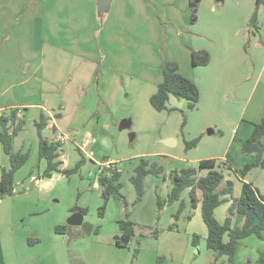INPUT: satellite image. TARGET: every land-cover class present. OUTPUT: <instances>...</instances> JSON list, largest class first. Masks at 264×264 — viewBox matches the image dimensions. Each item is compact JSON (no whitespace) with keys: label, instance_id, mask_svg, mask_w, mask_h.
<instances>
[{"label":"crops","instance_id":"0c3cea01","mask_svg":"<svg viewBox=\"0 0 264 264\" xmlns=\"http://www.w3.org/2000/svg\"><path fill=\"white\" fill-rule=\"evenodd\" d=\"M57 1L65 3L60 5ZM69 2L67 0H0V113L5 109L17 108L21 111L22 116L25 115L26 117L27 114L34 120L39 119L42 114L46 115L50 120V126L55 129L54 136L48 138L50 141L56 140L59 134L67 132L68 129H71V132H73L76 129L88 127L89 123L85 124L89 122L88 120H92L94 124L95 122L100 123L103 119L101 113L100 115L97 113L100 111V107L110 111L116 102V98L126 91L119 82V78H117L114 85H110L111 92H104L103 89L106 86L104 85L105 79L96 88L100 101L93 104V100L89 99V92L93 88L86 89V86L89 87L94 83L93 76L96 66L93 64L103 56L100 55V49L105 42V34L100 36L98 44L97 41L95 42V39L98 37L97 29L92 27L90 23L83 21L86 31L81 30V32L75 35H77L76 41L79 40L80 36L84 37L88 51L75 49L78 46L74 45L75 39L73 40L74 52L60 50L57 46V38L59 36L58 27L62 20L58 19V11L55 10L66 9L67 12L76 15L74 27V32H76L79 31L78 27L81 24L79 18L83 17V13L79 9L84 8V4L87 7H92L94 0H88V3L76 2L73 4ZM118 2L124 4L130 3V8H133L138 14L141 11L143 17L148 22L151 34H155L158 31L160 23L168 27L165 28V32L169 35V38L171 35L170 29L174 30L173 34H176V38H170L167 44L174 41L178 42L180 37L183 38L186 48L183 49L179 46L181 49L179 51L167 48L165 58L168 61L177 62L180 73L192 81L200 91L198 106L192 111L189 109V104L186 100L178 99V102H176L174 97L170 98L169 108L172 110L170 113L185 112L186 110L189 113L188 120H190V125L185 134L180 133L177 136L168 134L157 142L161 149L156 155L167 162L166 165L169 171L182 169L186 166L196 167L202 160L209 159L216 160L218 164H231L234 170H242L247 164L252 163L254 157L244 154L242 147L243 142L253 134L255 124L260 123L264 118V5L260 7L258 12L259 30L256 31L249 27V21L255 11L257 0H201L196 24H191L190 21V11L188 12L190 0H116V4ZM95 3L98 6V0H95ZM215 3L220 5V10L215 6ZM68 4L71 5L67 7ZM205 8L207 19L202 17V9ZM208 20L214 22L215 26H220L210 28L211 30L226 32L230 29L229 25L233 24L234 26H241L240 33H246V36L241 38L245 43L236 52V55H238L236 62L231 60L232 51L227 47H220L218 44L219 47L212 46L208 49L211 55L208 66H193L192 52L189 47L191 48L192 45V51H203L206 50L204 49L206 45L203 42L197 41L196 38L192 39L190 34L191 31L195 32V30L199 29L200 25H204L203 21H207L208 24ZM90 28L91 30H88ZM7 31L11 32L7 35ZM92 32L93 34L91 35ZM248 40L250 41L248 45L250 47L247 48V52L245 51V53L243 46L246 45ZM95 43L96 47L100 46L97 47L96 51ZM93 46L94 50L92 51ZM185 49L186 53L184 52V54L179 55ZM59 55L70 59L72 66L75 65L73 71L72 67H68L67 73L71 71L72 73L67 77V84L65 82V75L63 77L60 76L63 71L59 65ZM158 59L159 57L156 56L153 64ZM160 69H162V65ZM160 69L155 71L156 74L152 77V81L146 83V88L141 86L136 78H131L128 74L125 75L126 83L130 87L135 85L137 87L136 92H140V96L144 97V101L150 102L151 97L157 92L159 84L164 79L162 72L158 78ZM63 83L66 85L62 89L63 91L60 92L59 85ZM86 97H88V100ZM60 102L66 104L63 108V113L57 111ZM92 104L96 107V112H90L85 119L81 116V113L87 111ZM152 109L156 111L153 107ZM158 113L162 114L164 112ZM195 114H198L201 118L200 125L193 123ZM149 115L141 119L144 122L152 120L151 125L154 127L160 116L153 112H150ZM123 121L131 122L129 128L133 127L135 122L133 118ZM188 123L186 126H188ZM208 127L214 128V133L212 134L214 137L209 133H207L208 135L202 133ZM49 132L51 133V131ZM89 132L87 131V134ZM220 132L222 133L221 135L219 134ZM87 136H89L87 138H95L96 143H98L97 138L92 133ZM198 137H200V141L197 146L186 151V142ZM84 138L87 139L86 137ZM80 140L79 136H77L72 141L73 146L78 152H80L79 146L84 139L81 142ZM30 143L23 145L25 150ZM96 143L92 145V150ZM32 145L37 146L39 156L38 142L36 144L32 143ZM65 147L66 144L64 145ZM63 159L64 156H62ZM92 159H94V156ZM27 163L24 165L25 168L22 167L16 174L24 173ZM108 163L112 164L113 170L118 169V163L115 160H109L100 165L101 169L103 167L104 170H108L106 168V164ZM46 168L47 161L43 159L39 162L37 171L31 173V179L24 180L23 182L25 187L30 184L33 185L34 190L24 196L27 198L31 196L32 198L35 195L38 202L43 204L40 212V216H43L42 218L51 214L56 215L57 212L54 211V204H61L60 200L58 201L54 198L57 197V187L62 184V180H60L58 174H54L51 178H43L42 176ZM252 172L248 174L244 181L252 183L259 190L260 194L264 196V187H259L258 184L248 180ZM1 174L0 169V179ZM16 174L14 181L16 187H18L20 181H17ZM227 178L231 180L239 179L233 181L235 185L236 181H240L241 194L243 183L241 175L238 174L232 177V175L228 174ZM97 181L99 182V178ZM15 192H18V189ZM3 203L5 205V202H0V212L2 211ZM11 203L13 204L14 200ZM220 208L217 210L216 215L221 222L218 217ZM44 209L45 211H43ZM194 212V218L190 223L194 225L198 222L200 225L198 213H201V206L198 205ZM69 216L70 213L67 209L57 217L66 220ZM237 223L239 224L238 226H242L244 223L243 217L235 219L234 227ZM46 225L50 226L49 223H46ZM6 227L7 225L1 222L0 214V264H50L54 262L71 264V260L74 257L73 247L75 245L61 244L54 248L50 242L46 243V246L42 250L41 241H36L38 239H30L32 244L29 243L30 240L26 243L24 239L25 235L21 234V230L19 231L21 235H18L13 228L10 231H6ZM48 230H51V228H48ZM92 230L94 231V227ZM202 230L203 234L207 233V228H202ZM70 234L73 235L72 238H81L85 232H82L81 227L74 228L69 226L64 234L53 237L57 241L59 238L64 239ZM12 235H18L20 239L18 241L11 239ZM263 241L261 240V242ZM44 242L42 241V243ZM262 251L264 249L259 252ZM252 258L251 262L255 264L259 259V254Z\"/></svg>","mask_w":264,"mask_h":264},{"label":"rangeland","instance_id":"374dc122","mask_svg":"<svg viewBox=\"0 0 264 264\" xmlns=\"http://www.w3.org/2000/svg\"><path fill=\"white\" fill-rule=\"evenodd\" d=\"M67 1L73 4L76 2L88 3V0ZM57 2L60 5L65 3L63 1ZM70 5L71 4H68L67 7ZM84 6L85 7H82L81 10L79 9V11L83 13V17L79 18L81 24H79L78 27L79 31L76 32H74L76 15L67 12L66 9L55 10L58 11V19L62 20L58 27L59 36L57 38V46L60 50L74 52V45H78L75 49L86 51L87 46L84 37L80 36L79 40L76 41L77 35L75 34H78L81 30L86 31L83 21L90 23L92 27L97 29L96 32L98 33V37L95 39V42H98L100 36H103V34H105V42L100 49V55L103 56L93 64L96 66L93 76L94 83L89 87L86 86V89H90V87L93 88L92 91L89 92V99L93 100V104L100 101L96 88L102 84L105 79L104 85L106 86L103 89L104 92H111L110 87L112 84L114 85L117 78H119V82L126 91H124L120 97L116 98V102L111 107L110 111L100 107L99 110L101 112H97L98 115L101 113L103 118L100 123L95 122L94 124L92 120H88L89 122L85 123H89V126H86L87 128L83 127L73 132H71V129H68L67 132H65L69 136V141L64 148L63 161L65 163L63 168L73 170L76 169L79 164L80 168L69 177L58 174L60 180H62V184L57 187L58 194L54 199L60 200L61 204L55 203L54 211L57 212L56 215L59 216L61 212L68 209L70 216H72L73 214L71 211L73 208L78 207L84 209L87 211L84 216L85 223L92 225L94 231L91 235L84 234L81 238H72L73 235L70 234L64 239L59 238L56 241L53 236L61 235L56 232V229L62 226L69 227L68 220L70 216L66 218V220L57 217L55 214L42 218L43 216H40V212L43 204L38 202L35 195L32 198L31 196L29 198L24 196L27 193H31L34 187L31 184L25 187L23 182L24 180L31 179V173L37 171L40 162L38 148H36V145H32V143L36 144L37 142L39 144L38 131L34 125L35 120L31 119L27 114L26 129L16 138L14 142V151L22 150L24 153L28 152L30 154V160L26 165V171L16 174L17 181H20L18 187H16L15 183V191L18 189V192H15L13 196H7L0 200V202H5L0 212L1 222L7 225L5 230L10 231L13 228L18 235H25L24 239L26 243L30 239H38V241H41L40 245H42V250L46 246V243L50 242L54 248L61 244L75 245L73 247L74 257L71 260V264H230V260L227 256L220 257L216 260V254L207 248L206 239L208 233L205 232L206 234H203L202 228L206 227L201 213H198L200 225L198 222L194 225L190 223L194 218L195 208L191 205L188 191H185L182 196V201L185 202L186 208L182 211L179 218H176L181 208V202L165 205L163 209H160L158 206V199L162 202L167 201L172 190V183L169 178L166 179L164 176L159 178L153 176L147 177L145 180L146 194L139 203H136L137 193L131 182V178L135 175V169L141 157L146 158L151 163H158L164 168L165 174H170L171 171H169L166 165L167 162L156 155L161 149L157 142L168 134L175 136L178 134L180 135V133L185 134V131H188L190 120H188L189 113H187L186 110L185 112L178 113L166 111L162 114L154 111L150 102L144 101V97L140 96V92H136L137 87H135V85L133 87L127 85L125 75L128 74L131 78H136L140 82L139 84L146 88V83L152 81V77L156 74L155 71L159 70L161 65L162 69H160L161 71L158 73V78L161 76V72L163 74L167 48H171V50L175 49V51L181 50L180 47L183 49L186 48L183 38L180 37L178 42L174 41L167 44L169 43L168 40L175 37L176 34H173L174 30L170 29L171 35L169 38V35L165 32V28L168 27L163 23L159 24L158 31L155 34H151L146 18L143 17L141 11L138 14L133 8H130V3L124 4L118 2L116 4V0H113L110 9L104 14L100 12L95 0L92 7H87L86 4H84ZM200 6L201 2L198 6L197 16H199ZM215 6L218 10L221 9L220 5L217 3H215ZM205 10L206 8L202 9V17L207 19ZM189 11L191 15L190 6L188 7V12ZM203 24L205 26L200 25L199 29L195 30V32L191 31V38H196L197 41L203 42L204 45H206V47H204L206 50L203 51L209 54V47H217L218 44L220 47L229 48L232 51L231 60L236 62L238 58L236 52L241 49L243 43H245L241 38L246 36V33H240L241 26L230 24L229 31L225 32L222 30H211L210 28L220 27L215 26L212 21H209L208 24L207 21H203ZM88 30H91V28ZM10 32L11 31H7V35ZM92 34L93 32L91 35ZM184 35L187 36L186 34ZM249 44L250 41L248 40L246 45H244L245 48L243 46L244 52H247V48L250 47L248 46ZM189 49L192 52V45ZM93 50L94 46L92 48V51ZM184 52L186 53V49L179 55L184 54ZM156 56L159 57V59L153 64V60ZM58 59L59 65L63 71L60 76L63 77V75H65V82L67 84V77L72 73L75 65L72 66L70 59L64 58L62 55H59ZM69 66L72 67V71L67 73ZM63 85L64 83L59 85L60 92L63 91L62 89L65 87V85ZM86 99L88 100V97H86ZM174 100L178 102L177 98ZM93 104L87 111L81 113V116L85 119L90 112L93 111L94 113L96 107ZM65 105V103L60 102L57 111L63 113ZM196 108L190 110L192 111ZM150 112L160 116L154 127L151 125L152 120H146L144 122L141 119L146 118ZM132 118L135 120L133 127L120 130L122 120ZM200 121V116L195 114L193 123L200 125ZM187 123L188 126H186ZM211 129L214 130V128L208 127L202 133L208 135V130ZM87 131L90 132L87 134ZM91 133L95 135L98 141V143L93 146L94 159L86 158L75 149L72 143L77 136L82 140L85 139L84 137H89L87 135ZM219 134L221 135L222 133L220 132ZM53 136V133H50L48 129L44 131V137L51 138ZM212 137L214 136L212 135ZM29 142L31 143L28 144L25 150L23 145ZM109 160H115L118 163V169L122 173L120 180L123 185L122 192L126 200L118 201L112 198L105 201L102 196L103 189L97 180L104 171L103 167L101 169L100 165H103ZM0 165L6 168L10 167L9 158L5 155L1 144ZM232 177H234V175H232ZM248 180L258 184L259 187H264V170L255 169L248 177ZM236 185L235 196L239 197L241 188L240 181H236ZM12 200H14L13 204L11 203ZM103 207H105V212L104 215L101 216ZM43 211H45V209ZM227 211L228 204L220 208L218 217L222 223L225 221ZM74 214L80 215L82 213L77 211ZM127 214L130 215L129 220L136 224L135 234L125 247H119L116 245V242L122 237V232L119 229L118 222L126 220ZM190 216H192V219H189ZM46 223H49L50 226H47ZM238 225L237 223L236 226ZM48 228H51V230H48ZM20 230L22 232L21 234L19 233ZM82 232H84L83 229ZM18 235H12L11 239L18 241L20 239ZM195 235L199 236L197 246L193 244ZM42 241L45 242L42 243ZM262 249H264V241L261 242L256 236H251L243 240L238 246L235 264H253L251 262L253 259L252 257L260 254L259 251ZM55 264L59 263L56 262Z\"/></svg>","mask_w":264,"mask_h":264},{"label":"trees","instance_id":"16d2710c","mask_svg":"<svg viewBox=\"0 0 264 264\" xmlns=\"http://www.w3.org/2000/svg\"><path fill=\"white\" fill-rule=\"evenodd\" d=\"M201 0H190L191 23L198 21V6ZM264 5V0H257L255 11L250 20V26L254 30L258 27V11ZM210 63V54L205 51H192V64L194 67L208 66ZM164 80L159 84L157 92L151 97L150 103L157 112L172 111L169 109L171 97L179 100H186L189 109L196 108L200 100V91L198 87L189 79L180 73L177 62L166 60L163 66ZM39 136V160L47 161V168L43 173V178H51L54 174H61L64 177L76 173V169H64L62 160L64 145L56 140L50 141L44 137V131L49 129L51 133L55 132L54 127L50 126L49 118L42 114L39 119L34 121ZM27 120L25 115L17 108L5 109L0 113V144L5 155L9 158L10 167L6 168L0 165V200L7 196H13L15 192V174L28 162L30 154L22 150L14 151L15 139L26 129ZM200 138L186 142V151L195 148ZM243 153L252 155L254 161L247 164L242 170H234L231 164L220 163L216 160H202L198 166H186L182 169H175L170 174H165V170L158 163H151L146 158H140L139 164L135 169V175L131 182L136 190V203L143 200L145 191V180L149 176L169 178L172 183V190L168 200L162 202L158 199V206L163 209L165 205H172L181 202V208L176 215L179 218L186 204L182 201L185 191L189 192L190 202L194 208L201 206V215L207 228V248L216 254V260L227 256L230 264H235V257L239 244L250 236H256L264 240V196L259 190L249 182L244 181L249 173L255 169L264 170V118L260 123L255 124L253 134L249 139L243 142ZM229 175L240 174L243 183L242 191L239 197L235 196V182L228 179ZM122 173L119 169L104 170L99 183L103 189L102 196L105 201L115 199L118 201L126 200L121 184ZM225 204H229L227 216L224 223L217 219V210ZM77 211L86 215L87 211L78 207L72 209V214ZM103 207L101 216L104 215ZM237 217H243L242 226H235L234 221ZM130 215H126V220L118 222L122 237L116 242L119 247H125L135 234L136 224L129 220ZM192 219V216L189 217ZM68 226L58 227L56 232L64 234ZM38 241V240H36ZM35 241V242H36ZM199 236L195 235L193 239L194 246H197ZM32 244V241H29ZM255 264H264V251L260 252L259 259Z\"/></svg>","mask_w":264,"mask_h":264},{"label":"water","instance_id":"95a60500","mask_svg":"<svg viewBox=\"0 0 264 264\" xmlns=\"http://www.w3.org/2000/svg\"><path fill=\"white\" fill-rule=\"evenodd\" d=\"M112 1L113 0H98V7L100 12L104 14L109 9ZM130 125V121H123L120 125V130L127 129L130 127ZM208 133L212 135L214 133V130H208ZM165 144L167 145V143ZM68 225L72 227H81L87 235H91L93 231V226L89 223L84 222V215L82 214H73L68 220Z\"/></svg>","mask_w":264,"mask_h":264},{"label":"built area","instance_id":"2783aa9c","mask_svg":"<svg viewBox=\"0 0 264 264\" xmlns=\"http://www.w3.org/2000/svg\"><path fill=\"white\" fill-rule=\"evenodd\" d=\"M56 141L65 145L69 141V136L66 133H61L57 136ZM94 143H96L95 138H87L81 142V144L79 146V150L86 158H89V159L93 158L94 153H93V150L91 147ZM106 168L108 170H111L112 164H110V163L106 164Z\"/></svg>","mask_w":264,"mask_h":264}]
</instances>
